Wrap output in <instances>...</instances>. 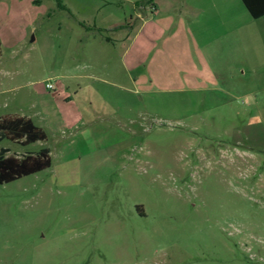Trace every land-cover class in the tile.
<instances>
[{"label": "rangeland", "instance_id": "obj_1", "mask_svg": "<svg viewBox=\"0 0 264 264\" xmlns=\"http://www.w3.org/2000/svg\"><path fill=\"white\" fill-rule=\"evenodd\" d=\"M61 1L0 0V118L48 135L0 149L52 157L0 184V264H264V18L243 41L210 18L213 72L180 90L127 76L105 40L147 0Z\"/></svg>", "mask_w": 264, "mask_h": 264}, {"label": "crops", "instance_id": "obj_2", "mask_svg": "<svg viewBox=\"0 0 264 264\" xmlns=\"http://www.w3.org/2000/svg\"><path fill=\"white\" fill-rule=\"evenodd\" d=\"M226 1L178 0L172 9H163L160 2L152 0V17L141 12L142 5L135 4L137 21L134 24H119L116 27L121 31L118 38L107 36L105 40L117 48L121 64L130 78L135 81L147 77L158 82L172 81L174 87L181 90L183 83L196 81L197 78L206 81L208 73L213 72L207 63L202 64L199 60L196 63L199 57L203 61L206 55L204 51L213 40L214 25L210 18L216 16L219 19L222 28L226 29L224 34L237 33V40L243 41L247 14L250 12L242 0V3L238 0ZM262 18L264 16L255 19ZM86 66L79 68L80 72L73 76H86L83 70L90 68ZM133 72H138L136 79ZM120 86L126 89L124 85ZM60 87L63 90L65 86ZM61 97L63 100L59 99ZM57 99L68 110L79 109L77 102L67 92L57 96ZM78 111V116L72 119L73 123L84 119ZM62 123L66 128L67 120Z\"/></svg>", "mask_w": 264, "mask_h": 264}, {"label": "trees", "instance_id": "obj_3", "mask_svg": "<svg viewBox=\"0 0 264 264\" xmlns=\"http://www.w3.org/2000/svg\"><path fill=\"white\" fill-rule=\"evenodd\" d=\"M250 14L254 18L264 16V0H242ZM152 4V0L146 2L136 1V6ZM60 8L66 6L58 0ZM46 130L37 125L35 121L27 116H6L0 118V142L3 139L21 141L27 145L39 140H46ZM7 148L0 149V184L7 183L23 176L39 172L52 164L51 150L49 147H42L38 152H27L22 156L6 155Z\"/></svg>", "mask_w": 264, "mask_h": 264}, {"label": "built area", "instance_id": "obj_4", "mask_svg": "<svg viewBox=\"0 0 264 264\" xmlns=\"http://www.w3.org/2000/svg\"><path fill=\"white\" fill-rule=\"evenodd\" d=\"M47 88H49V89H54L55 86H54L52 83H48V84H47Z\"/></svg>", "mask_w": 264, "mask_h": 264}]
</instances>
